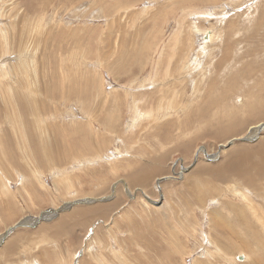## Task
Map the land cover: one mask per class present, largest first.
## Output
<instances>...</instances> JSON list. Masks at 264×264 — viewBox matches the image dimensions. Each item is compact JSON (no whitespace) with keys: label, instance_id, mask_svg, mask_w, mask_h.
Listing matches in <instances>:
<instances>
[{"label":"rangeland","instance_id":"obj_1","mask_svg":"<svg viewBox=\"0 0 264 264\" xmlns=\"http://www.w3.org/2000/svg\"><path fill=\"white\" fill-rule=\"evenodd\" d=\"M263 36L264 0H0V264L264 259Z\"/></svg>","mask_w":264,"mask_h":264},{"label":"bare ground","instance_id":"obj_2","mask_svg":"<svg viewBox=\"0 0 264 264\" xmlns=\"http://www.w3.org/2000/svg\"><path fill=\"white\" fill-rule=\"evenodd\" d=\"M245 6V5H244ZM208 8V7H207ZM249 23H250V21H247V24L249 25ZM220 24V23H219ZM231 27V26H230ZM236 28H238V26H234V30H235V34L233 35V41L232 42H229V44H233L234 42H238V46L240 45V41H242V40H244L243 39V37H239V39L237 40V38H238V33H236ZM249 28H251V27H249ZM263 27H262V25H260V23H255V24H253L252 25V28H251V34L252 35H250L249 36V38L250 39H254V41L255 40H257V39H259L257 36H259L260 35V31H261V29H262ZM231 30V29H230ZM210 33V32H209ZM211 35V34H210ZM223 35V34H222ZM209 36V35H208ZM227 36V35H226ZM229 37V36H228ZM207 39V38H206ZM212 39H214L213 37L212 38H208V40L207 41H210V40H212ZM261 40H264V36H263V38L261 39ZM259 47V46H258ZM228 50L230 51V52H228V53H231V56H232V58H233V55H234V53H235V50L236 49H234V46L233 45H229L228 47ZM236 48V47H235ZM238 50V49H237ZM227 51V50H226ZM226 51L222 54V58H221V60H220V62H219V65H221L222 64V60H225L226 61V63H227V61H229L230 59H231V56L229 55V54H227L226 53ZM252 51H253V54H252V57H255L256 59H259V58H261V57H263L264 56V48H262V47H259V48H257V49H252ZM237 53V52H236ZM261 54V55H260ZM263 54V55H262ZM261 60H263L262 58H261ZM261 60H255V61H257V62H262ZM234 63V62H233ZM239 63V62H238ZM139 66V65H138ZM227 67H232V70H233V74L235 75V76H238V75H240L241 74V70L243 69H237V71H236V69H235V66H233V65H231V63H227ZM242 67V66H241ZM229 69V68H228ZM247 75V74H246ZM247 77V76H246ZM250 78V77H249ZM243 80V79H242ZM234 81H236V78H232V79H229L228 81H227V84L228 83H232V82H234ZM243 83H245L244 81L242 82V84ZM256 90V89H255ZM225 91H229V88H226L225 89ZM103 94V93H102ZM251 94H253V93H251ZM226 96H227V94H226ZM256 97V96H255ZM229 101V100H228ZM232 105V104H231ZM209 108L211 107V106H208ZM257 107V106H256ZM255 107V108H256ZM254 109V108H253ZM232 111H234V109H233V107H232V109H231ZM230 110V111H231ZM203 111V110H202ZM229 110L227 111V114H228V116H231L232 114H230L231 112H230ZM133 112H134V114L137 116L138 115V112H140V110H138V108H137V106H135V108H133ZM248 112H250V110L248 111ZM200 115H201V113H199ZM146 116H147V113L146 114H140L139 115V117H137V118H139L140 120H142L143 118H146ZM202 116H204V114L202 115ZM232 116H235V113L232 115ZM213 118V117H212ZM217 121V120H216ZM233 122V121H232ZM232 122H230V123H232ZM218 123V122H217ZM157 125V124H156ZM156 127V126H155ZM264 127V126H263ZM254 129V128H253ZM156 130H157V128H156ZM229 133H231V131H229ZM229 133H227V134H229ZM234 141V140H233ZM242 141V140H241ZM252 141H254V140H252ZM229 144V143H228ZM231 145V144H230ZM229 146V145H228ZM226 148V147H225ZM260 152V151H259ZM263 152V151H262ZM258 154V153H257ZM237 155V154H236ZM241 155H242V153H241ZM245 155V156H244ZM244 155H242V157H244V158H246V157H248V158H251V154H249V153H245ZM261 155V157H262V154H260ZM255 156V155H254ZM84 157V156H83ZM237 157V156H236ZM97 158V157H96ZM255 158H256V156H255ZM255 158H254V160H255ZM88 160V159H87ZM91 160V159H90ZM95 160V159H94ZM216 160V159H215ZM237 160V159H236ZM238 160H240V159H238ZM254 160H250V159H248V163H254ZM237 162V161H236ZM244 162V161H243ZM242 162V163H243ZM246 163H243V164H241L240 166H242L241 168H239V167H237V173H236V176H238V178L239 179H241V178H246L247 179V171H245L246 170V167L244 166ZM237 165V164H236ZM155 168V167H154ZM253 168V171L254 172H256V174H255V176L257 177V176H264V167H263V165L262 166H253L252 167ZM156 169V168H155ZM148 171H150V170H148ZM198 171H199V168H198ZM226 172V171H225ZM158 173V172H157ZM163 173V172H162ZM154 174H155V172H154ZM221 174V173H220ZM226 174H228V173H226ZM231 174H233V173H231ZM235 174V173H234ZM39 175V174H38ZM160 175V174H159ZM229 175V174H228ZM192 176V175H191ZM254 176V177H255ZM221 177H224V176H221ZM254 180L255 179H253V180H250V182L248 183V185H251V184H253L254 183ZM145 180H144V178L143 179H140V183H142V182H144ZM146 185V184H145ZM253 191V190H252ZM240 192H243V191H240ZM258 193V192H257ZM262 194H264L263 192H262ZM260 200V199H259ZM154 203V202H153ZM68 210V209H67ZM98 212H103V214L105 213V210L104 209H100V211H98ZM85 213H87V211H83V213H77V215H79V216H81V217H83L84 215H86ZM82 214H84V215H82ZM256 216V215H255ZM264 216V215H263ZM247 217V216H246ZM240 219V218H239ZM101 221V220H100ZM251 221V220H250ZM254 221V220H253ZM257 221H259V219L257 220ZM256 222V221H255ZM65 223V222H64ZM63 223V224H64ZM246 223V222H245ZM254 223V222H253ZM243 224H244V222H243ZM65 225V224H64ZM230 225V224H229ZM246 226V225H245ZM250 227V226H249ZM248 229V228H247ZM246 229V230H247ZM223 230H224V228H223ZM256 230H258V229H256ZM250 232V231H249ZM248 232V233H249ZM244 233H245V231H244ZM252 234H255L254 232L252 233ZM241 235V234H240ZM243 235H246V234H243ZM251 235V234H250ZM250 235H248L249 237H250ZM252 236V235H251ZM255 236V235H254ZM169 237V236H168ZM171 237V236H170ZM231 237V236H230ZM248 238V237H247ZM251 238V237H250ZM256 238V237H255ZM254 238V239H255ZM258 238V237H257ZM259 239V238H258ZM255 241V240H254ZM258 241V240H257ZM253 242V241H252ZM245 243V242H244ZM256 243V242H255ZM247 244V243H246ZM242 245V244H241ZM257 246H259V245H257ZM240 247H242V246H240ZM250 247V246H249ZM245 250L244 251H247L249 254H250V256H251V251H250V248H247V245H246V247H243ZM220 250V249H219ZM243 251V252H244ZM259 251H260V249H259ZM242 254V253H241ZM262 254H263V251H262ZM76 258V257H75ZM83 258V257H82ZM248 259H250V258H248ZM256 260H257V264H261L262 263V260H264V259H262V258H256ZM63 261V260H62ZM264 262V261H263ZM262 264H264V263H262Z\"/></svg>","mask_w":264,"mask_h":264},{"label":"water","instance_id":"obj_3","mask_svg":"<svg viewBox=\"0 0 264 264\" xmlns=\"http://www.w3.org/2000/svg\"><path fill=\"white\" fill-rule=\"evenodd\" d=\"M244 140H247V139H244ZM203 150V149H202ZM203 152L205 153V156L207 155V153L203 150ZM198 154L196 155V158H197ZM208 156V155H207ZM206 156V157H207ZM161 181V180H160ZM113 190H115V187L113 188ZM108 199H104L102 201H107ZM149 202H151L149 199H148ZM91 202H94V201H91ZM87 203H90V202H87ZM152 203V202H151ZM154 204V203H153ZM24 224L23 223H19V226H23Z\"/></svg>","mask_w":264,"mask_h":264}]
</instances>
